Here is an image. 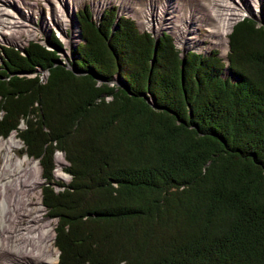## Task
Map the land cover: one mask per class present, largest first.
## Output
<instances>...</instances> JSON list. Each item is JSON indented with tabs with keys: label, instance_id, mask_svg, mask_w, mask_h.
<instances>
[{
	"label": "trees",
	"instance_id": "trees-1",
	"mask_svg": "<svg viewBox=\"0 0 264 264\" xmlns=\"http://www.w3.org/2000/svg\"><path fill=\"white\" fill-rule=\"evenodd\" d=\"M76 18L69 66L53 36L0 63V136L41 165L58 264H264V17L233 25L224 77L213 52L179 56L113 7Z\"/></svg>",
	"mask_w": 264,
	"mask_h": 264
},
{
	"label": "bare ground",
	"instance_id": "bare-ground-1",
	"mask_svg": "<svg viewBox=\"0 0 264 264\" xmlns=\"http://www.w3.org/2000/svg\"><path fill=\"white\" fill-rule=\"evenodd\" d=\"M99 1L101 0H91L94 9L92 11L94 13L100 11L101 6L105 4L100 5L98 4ZM104 1L106 2L108 0H103V2ZM133 1L136 4L134 5V9L138 7L137 3H142L140 7L143 6L144 0ZM210 1L211 0H209V3H211ZM223 1L227 5L221 6L217 22L215 24H207V27L209 26L212 29L210 34L211 40H215L216 44L218 40L219 46L226 45V34L232 22L242 13H250L253 11L252 7L242 8L241 5L235 7V4L233 5L235 0ZM245 1L247 3L249 0ZM251 1L253 2L254 10L258 8L261 2V0ZM80 2L81 0H48L49 12L53 11L51 18L49 17L51 19L48 21L49 24L52 26L58 25L61 31L64 32L66 30V25H70L68 24L69 18L71 19L70 16L67 17L66 15L68 10H70L68 6L74 9V6L78 5ZM64 3L67 4L68 10L64 7ZM174 3L175 5H180L178 0H175ZM167 8L170 7L168 6ZM180 9L191 19L189 22L192 23V27L196 26L192 22V19H195V22L200 20V17L196 14L197 12L188 11V9L183 10V8ZM140 11L141 9L137 10V13L139 14ZM177 12L178 11H176V13ZM0 16V31L4 32L2 28L5 30L8 29L15 34L17 28L21 26V21L19 17L16 16V13L3 8L0 9ZM34 16L36 21L31 23L30 20L27 23L39 25L42 15L35 14ZM181 20L186 21L184 18ZM170 21L172 23L171 19H169V22ZM184 23L185 22H183V24ZM65 33L66 32L62 34V37L68 38L64 36ZM8 34L9 37L5 35L0 36V40H15L10 33ZM31 36L33 35L31 34ZM16 40L19 39L16 38ZM5 43L6 42H0V45ZM18 48L21 49L20 46H18ZM59 59L61 63H65L61 60V57ZM18 148L19 141L15 138L14 133L9 137L0 139V157H3V163L0 165V251L5 249L13 251V247H16V250L11 254V262L13 264H57V249L52 240L53 226L48 220L42 217L43 212L40 189L37 190V196H32L31 192L33 188H39V177L41 175L39 163L36 160L29 159L27 155L24 158L18 155L16 151ZM56 158L57 168L55 173L57 178H61L63 177V155H57ZM33 198H35V200Z\"/></svg>",
	"mask_w": 264,
	"mask_h": 264
},
{
	"label": "rangeland",
	"instance_id": "rangeland-1",
	"mask_svg": "<svg viewBox=\"0 0 264 264\" xmlns=\"http://www.w3.org/2000/svg\"><path fill=\"white\" fill-rule=\"evenodd\" d=\"M23 1L24 0H22V2ZM112 1L116 2L117 0H108L106 2L110 3ZM130 1H133V0H130ZM137 1H139V0H137ZM159 1L162 2V0H159ZM164 1H166V0H164ZM168 1L171 4H174L171 7L175 10L172 13V15H175L176 19L178 17V20H176V25L173 27H171L172 25L169 26L168 24L166 27L163 26L162 19L159 20L157 18L159 16V11H157V13H155V18L157 19L156 23L158 24L159 28L155 29V27L151 26L150 30H148V29L146 30V28L141 27L138 23H136L135 19H134L135 17L131 16L132 15L131 13H126V12H128L129 9H127L125 12V10H119V8L117 7V8H114V10L116 9L115 10L116 13L114 12V14H115V17L116 16H119V17L122 16V17H125V18H128L129 20H131L134 23L136 30L139 33L147 32V33H150L155 38H157L159 35H162V32L167 33L166 31H170L169 32L170 34L168 33V35L170 36L174 46L176 47V49L178 47L179 49L183 50V52L188 50V51H193L195 53H198V54L204 55V56L209 55L210 53L213 52L214 55L216 57H218L221 65H223V70L221 71L222 72L221 74L223 77L227 76L228 74H232V73H230V71L227 70V68L229 67L228 66L229 60L227 58V53L229 51L228 34L232 31L233 25L236 24L238 21H240L244 17H250V18H253L254 20L258 21L259 23H262L263 17H264V13L262 11V6L264 4V0H261L258 8L255 10H254L253 2L251 0H249L247 3L245 0H235L233 3V5L235 4L234 5L235 7L239 6V5H241L242 8L252 7L253 11L250 13L249 12L248 13L247 12L242 13L239 17H237L232 22L231 27L229 28V30L226 34V40H227L226 45L219 46L218 40H217V44L215 43V40H211L210 34H211L212 29L209 26L207 27V24H215L217 22V18L219 17L220 11H221V9H220L221 6L227 5L223 0H211L210 1L211 3H209V0H178L180 5H175V3H174L175 0H168ZM27 2L28 3L35 2L36 6H40L35 10L32 8L31 9L33 12L42 11L44 16L43 15L41 16L42 19L40 18L39 25L38 24L33 25V24H30L27 22L31 20V23H34L36 21L34 14H31L30 16H28L29 18H26L23 15L13 11L14 13H16V16H18L20 21H21V26H19L17 28V32H16L17 34L16 33L14 34V33L10 32V30H8V29L5 30L1 27L3 31L10 33L11 36L15 39V40H10V43H18L19 40H21L22 43H28V41H30V40H35V41H38L40 43L45 44L46 47L51 48L54 45L51 44L49 42V40L54 37L56 40H60L62 42L61 49L57 48L58 58L61 57V60L63 62H66L67 66H69L71 59L75 57V54L72 52V49L75 47V45H77L82 40V37L80 35L79 23H78L77 18H76V12L81 10V8L84 6V4L86 5L87 3L90 5V8H92V10H94L93 6L91 4V0H81V2L78 5L74 6L75 11H74V9H72L71 6H68V7H70V10H68L69 8L67 7V4L66 3L63 4L69 13V15H68V13L66 12L67 17H69V16L71 17V19L69 18V23H68L70 25H68V26L66 25V30L64 31V32H66L64 36H67L68 38L62 37V34L64 32L61 31V28H59L58 25L52 26L49 24L48 21L51 20L50 16H52L53 11L49 12V6L47 3V7H48V12H47L45 0H28ZM106 2L105 1L103 2V0H101V1H99L98 4L102 5ZM19 3H21L20 0H19ZM137 5H138V7H136V9H134V11H133L136 16L139 15L137 13V10H140V8H141L140 6L142 5V3H140V4L137 3ZM178 6L180 8H183V10L188 9V11H193V12L196 11L197 12L196 14L200 17V20L195 22V19H192V22L196 26L192 27L193 26L192 23L189 22V21H191V19H189L187 17V15H185L186 13L183 12ZM0 7H1V5H0ZM75 7H77V8H75ZM177 7L179 8V10ZM171 8H169V9H171ZM87 10L89 11V7L87 8ZM176 11H178L179 13L178 12L176 13ZM152 13L153 12H151V14ZM48 14H49V16H48ZM89 14H91L92 17L97 16V14H92L90 11H89ZM194 16H196V15H194ZM44 17H46V18H44ZM97 17H99V16H97ZM183 18L186 21L181 20ZM191 18H193V17H191ZM37 19H39V18H37ZM90 19H91V17H90ZM92 21L94 22V20H92ZM183 22H185L184 23L185 26L182 27L180 25L183 24ZM169 24H171V23H169ZM180 27H181V29H180ZM173 32H176L175 35L173 34ZM8 33H4L2 31H0V36L5 35L6 37H9ZM6 34H8V35H6ZM31 34L33 36H31ZM16 38H18L19 40H16ZM0 42H7V40H0ZM177 53H178V51H177ZM179 54H180L179 56H181V53H179ZM39 70H40L39 71L40 72V74H39L40 78L44 79L45 75L47 74V70L46 69H39ZM30 75H32V73H30ZM108 83L109 84L116 83V84L122 85L121 80L115 76H113L112 79H110L108 81ZM105 98L106 99L109 98V95H106ZM149 98L150 97H148L147 99L149 100ZM17 125H18V127H22L23 126V120L20 119L18 121ZM13 133L15 135V138L19 141V148L16 151H17L18 155H20L24 158L27 154H25V152L21 149L22 142H21L20 138H18V136L16 135V132L14 130L10 131L8 133L9 135L7 134L8 135L7 137L12 135ZM1 138H6V137L0 136V139ZM61 153H62V151H59V150L54 151V157H55L54 165H55V167H53L52 175H53L54 180L65 183L69 180V175L63 169L66 165V160L64 158V154L63 153L61 154ZM57 155H63V159H64L63 165H62L63 177H61V178H57L56 173H55L56 168H57V158H56ZM28 157L31 160H36V158H34L32 156H28ZM2 161H3V157H0V165H2V163H3ZM38 163H39V161H38ZM39 167L41 170L40 163H39ZM43 184H44V178L40 175V177H39V188H33L32 189V191H31L32 196H37V190L38 189H40V196H41V186ZM54 186H55V188H58L57 184H54ZM33 199L35 200V198H33ZM41 207H42V212H43L42 217L44 219L48 220L49 223L52 224V226L54 227L56 218L46 215L44 206L42 205ZM0 225H1V220H0ZM52 232H53V237H54V228H53ZM53 237H52V240H53ZM55 248L57 249L56 246H55ZM15 250H16V247H13V251H15ZM4 251H5V253H4ZM13 251L12 250H6V249L3 251H0V255H1L0 256V264H13L11 262V254H13Z\"/></svg>",
	"mask_w": 264,
	"mask_h": 264
},
{
	"label": "built area",
	"instance_id": "built-area-1",
	"mask_svg": "<svg viewBox=\"0 0 264 264\" xmlns=\"http://www.w3.org/2000/svg\"><path fill=\"white\" fill-rule=\"evenodd\" d=\"M4 33H8V32L4 31ZM8 44H12L14 46H20L22 48L27 43H22L21 40H19L18 43H10V40H7V42L5 44H3V45H8ZM65 64H66V62H65Z\"/></svg>",
	"mask_w": 264,
	"mask_h": 264
},
{
	"label": "water",
	"instance_id": "water-1",
	"mask_svg": "<svg viewBox=\"0 0 264 264\" xmlns=\"http://www.w3.org/2000/svg\"><path fill=\"white\" fill-rule=\"evenodd\" d=\"M54 47V46H53ZM55 49H57V48H55ZM56 62H60V60H58V59H56ZM124 87H126V86H124ZM63 153V152H62Z\"/></svg>",
	"mask_w": 264,
	"mask_h": 264
}]
</instances>
